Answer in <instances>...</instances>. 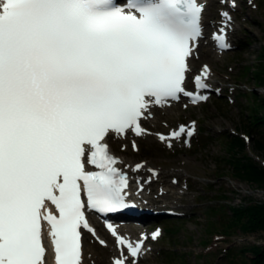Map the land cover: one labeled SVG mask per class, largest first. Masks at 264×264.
Here are the masks:
<instances>
[{"label":"snow or ice","instance_id":"obj_1","mask_svg":"<svg viewBox=\"0 0 264 264\" xmlns=\"http://www.w3.org/2000/svg\"><path fill=\"white\" fill-rule=\"evenodd\" d=\"M202 11L198 0H0V264H44L41 217L55 264H82L85 206L135 207L101 141L109 132L139 135L152 103L193 96L184 85ZM214 39L225 46L223 35ZM208 72L194 77L198 89ZM45 200L58 216L41 212ZM112 235L138 257L143 240ZM126 261L121 248L114 264Z\"/></svg>","mask_w":264,"mask_h":264},{"label":"rangeland","instance_id":"obj_2","mask_svg":"<svg viewBox=\"0 0 264 264\" xmlns=\"http://www.w3.org/2000/svg\"><path fill=\"white\" fill-rule=\"evenodd\" d=\"M207 1L213 2L211 12L217 16L221 0ZM255 3L244 0L236 9L233 24L236 47L224 54L203 58L213 65L218 85L229 81L232 86H223L220 97L214 95L205 103L185 109L179 104L171 111H163L158 120L155 117L148 122L156 125L155 129L166 130V124L175 126L178 121L197 119L200 132L192 146L168 148L154 135L138 139L141 144L138 152L129 144L123 150V140L114 145V149L131 162L145 160L163 171L161 181L151 186L149 195L153 204H165L185 213L179 218L159 221L163 234L157 242L149 244L151 252L138 264H230V259L222 258L224 248L264 244V231L243 234L239 230H224L220 219L223 212L226 215L231 212L229 205L249 198L264 200V190L236 178L230 163L233 157L246 156L264 166V153L254 147L255 133L248 129L252 125L250 106L254 103L249 96L250 90L255 89L257 95L264 96V87H258L255 78L258 60L264 51V0ZM234 137L244 141V148L233 145ZM171 175L178 177L177 184L171 182ZM158 190L168 191L158 193ZM215 206L218 207L216 211L213 210ZM168 229H171L170 234ZM228 232L223 240L220 239V234ZM89 244L96 249H106L91 240ZM91 250L94 255L95 248ZM109 253L111 255L112 251ZM246 255L252 254L246 252ZM91 264H110V261L109 258L105 261L95 258Z\"/></svg>","mask_w":264,"mask_h":264},{"label":"trees","instance_id":"obj_3","mask_svg":"<svg viewBox=\"0 0 264 264\" xmlns=\"http://www.w3.org/2000/svg\"><path fill=\"white\" fill-rule=\"evenodd\" d=\"M258 69L255 73L257 86H264V51L260 54ZM249 96L254 103L250 106L251 128L255 133L253 137L254 147L264 153V96L257 95L256 91H251ZM252 101V102H253ZM233 145L244 148V141L234 137ZM233 174L236 178L256 185L264 190V166L257 163L250 157H233L230 162ZM231 212L226 219L222 220V228L239 230L243 234H251L264 231V200L254 202L252 200L243 201L239 204L230 205ZM211 209H213L211 207ZM171 233V229H168ZM228 235V233H223ZM224 254L225 258L230 259V264H264V244H252L241 246L240 248L228 247ZM246 252L252 255L247 256ZM233 262V263H232Z\"/></svg>","mask_w":264,"mask_h":264},{"label":"bare ground","instance_id":"obj_4","mask_svg":"<svg viewBox=\"0 0 264 264\" xmlns=\"http://www.w3.org/2000/svg\"><path fill=\"white\" fill-rule=\"evenodd\" d=\"M211 5H213V3L210 2L209 3V7L207 8L208 11H210V6ZM211 14H212V12H208L207 13V15H209V16ZM202 56L203 57L206 56V52L205 51L202 53ZM168 109H170V108H167L166 110L168 111ZM170 110H172V109H170ZM162 112H163V110L160 109V108L155 109V113L161 114ZM113 138H114L113 136H109L107 140H109L111 142ZM121 164H122V167L124 168L125 171L129 172L131 176L136 177V178H133L134 180H132V184L130 185V189H132L134 192H136V190L138 188L137 187L138 185L135 186V184L137 182H139V183H147V180H148L150 174H152V172L148 171V167L142 168L143 170L140 171V172H132L131 168L133 169V167L131 166V168H130L129 162L127 160H125V159L122 161ZM141 175H144V177H142ZM150 177H152V176H150ZM152 179H153V177H152ZM139 183H137V184H139ZM141 193H145V189H143ZM249 200H252L254 202L261 201L259 199H252V198H249ZM241 202H243V201H241ZM213 208H214L213 210H215V211L218 210L217 206H215ZM228 208L231 211L230 205L228 206ZM224 215H226V214L223 212L220 216L223 217ZM226 217H227V215L224 216L223 218L226 219ZM93 248H95V251L93 253L94 255H91L90 252L92 251L91 249H93ZM109 250H110L109 247L104 249V250L103 249H96L95 246H93V245H91L89 243H86L85 253H84V264H91L93 259H95V258L98 259V261L107 260V258L109 256Z\"/></svg>","mask_w":264,"mask_h":264}]
</instances>
